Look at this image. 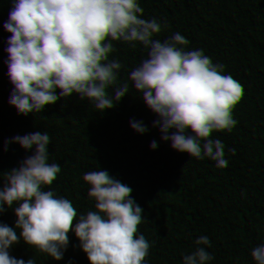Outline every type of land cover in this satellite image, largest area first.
<instances>
[{
	"label": "trees",
	"instance_id": "obj_1",
	"mask_svg": "<svg viewBox=\"0 0 264 264\" xmlns=\"http://www.w3.org/2000/svg\"><path fill=\"white\" fill-rule=\"evenodd\" d=\"M3 231L0 264H264V0H0Z\"/></svg>",
	"mask_w": 264,
	"mask_h": 264
},
{
	"label": "clouds",
	"instance_id": "obj_2",
	"mask_svg": "<svg viewBox=\"0 0 264 264\" xmlns=\"http://www.w3.org/2000/svg\"><path fill=\"white\" fill-rule=\"evenodd\" d=\"M172 61L177 72L186 70L188 60L181 55L172 56ZM117 153L112 149L97 146L91 153H85L74 162V169L81 179L80 187L92 197H99L105 187L112 183L115 175ZM93 217L96 212L91 213ZM0 249L14 253H21L22 244L8 231L0 233Z\"/></svg>",
	"mask_w": 264,
	"mask_h": 264
}]
</instances>
